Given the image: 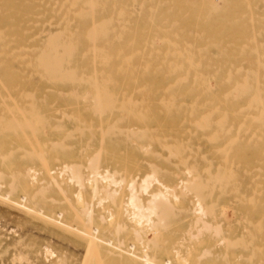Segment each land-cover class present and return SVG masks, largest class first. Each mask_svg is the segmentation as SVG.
Wrapping results in <instances>:
<instances>
[{
  "label": "bare ground",
  "instance_id": "obj_1",
  "mask_svg": "<svg viewBox=\"0 0 264 264\" xmlns=\"http://www.w3.org/2000/svg\"><path fill=\"white\" fill-rule=\"evenodd\" d=\"M0 215L12 264H264V0H0Z\"/></svg>",
  "mask_w": 264,
  "mask_h": 264
},
{
  "label": "rangeland",
  "instance_id": "obj_2",
  "mask_svg": "<svg viewBox=\"0 0 264 264\" xmlns=\"http://www.w3.org/2000/svg\"><path fill=\"white\" fill-rule=\"evenodd\" d=\"M0 216L3 217V215ZM1 217H0V264H6V263L12 264V261L9 258H11L15 249H21L25 252L30 251V254L32 255V257H34L33 253L37 247V244L39 242L45 241L44 239L46 240L49 239L47 234H45L43 231H40L39 228H37L36 226L20 225L17 226L18 231H16L15 233V231L10 230V226L14 225V222L10 221L6 217L3 218ZM7 230L11 232H8ZM20 236H22L23 239L21 242L17 244L15 240ZM51 242L60 251L64 252L65 255L69 257L70 260L72 259L76 264H80V259L82 257V250L80 248L74 247L73 245L68 244L66 241L58 239L56 237H54L51 240ZM13 243L15 245H13ZM21 244H23L24 246Z\"/></svg>",
  "mask_w": 264,
  "mask_h": 264
}]
</instances>
